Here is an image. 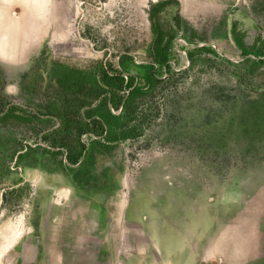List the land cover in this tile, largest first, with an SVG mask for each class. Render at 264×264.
I'll return each instance as SVG.
<instances>
[{"label":"rangeland","instance_id":"obj_1","mask_svg":"<svg viewBox=\"0 0 264 264\" xmlns=\"http://www.w3.org/2000/svg\"><path fill=\"white\" fill-rule=\"evenodd\" d=\"M169 1L4 8L33 31L0 51V264H236L264 229V0H177L159 60ZM103 67L136 78L117 109Z\"/></svg>","mask_w":264,"mask_h":264},{"label":"trees","instance_id":"obj_2","mask_svg":"<svg viewBox=\"0 0 264 264\" xmlns=\"http://www.w3.org/2000/svg\"><path fill=\"white\" fill-rule=\"evenodd\" d=\"M169 2L173 3L174 7L166 10V8H163L162 6H157L151 9L150 12L155 32L153 48L154 51L157 52L156 56L159 60L162 59L164 53L169 51L173 39L180 32L181 28L178 8H175L179 5V2L177 0H170ZM120 63L123 68L128 67L124 65L122 57L120 58ZM105 68L106 67H103L100 79L98 80V92L96 96H100L103 93L106 94L104 99L110 101L113 109H117L124 99L121 92L133 86L136 78L132 75V77L127 80L121 72L117 70L111 71L110 69ZM1 111H3V109H1L0 112ZM94 123L98 125V129L93 132L102 135L103 124L99 119H95ZM58 140L59 139H56V141H54V145L66 148V161L75 171H81L82 169L89 167L88 162L90 161V157L93 158L96 156L97 152H106L105 143L100 141L93 142L91 146L87 147V144L83 142L79 136L73 141H65V139H63L64 141ZM78 179L81 182L83 180L81 178Z\"/></svg>","mask_w":264,"mask_h":264},{"label":"bare ground","instance_id":"obj_3","mask_svg":"<svg viewBox=\"0 0 264 264\" xmlns=\"http://www.w3.org/2000/svg\"><path fill=\"white\" fill-rule=\"evenodd\" d=\"M15 2L25 3V9L29 10L32 0H0V51L3 53L14 50L17 44L24 41L25 38H29L28 34L33 31V27L30 28V24L28 25V30H26V27L23 28L25 24H21L22 22L14 18L15 16H9L4 9L5 7L12 6ZM44 2L45 0H43ZM32 4H34V0ZM27 20L30 19L27 18ZM36 20L38 19L36 18L35 22H37Z\"/></svg>","mask_w":264,"mask_h":264},{"label":"crops","instance_id":"obj_4","mask_svg":"<svg viewBox=\"0 0 264 264\" xmlns=\"http://www.w3.org/2000/svg\"><path fill=\"white\" fill-rule=\"evenodd\" d=\"M259 232L251 249L246 250L236 264H264V229H259Z\"/></svg>","mask_w":264,"mask_h":264}]
</instances>
